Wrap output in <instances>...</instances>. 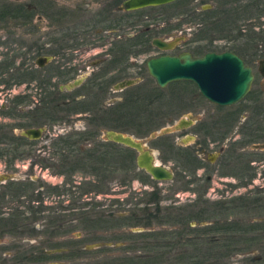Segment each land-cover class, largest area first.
I'll return each instance as SVG.
<instances>
[{
	"label": "rangeland",
	"instance_id": "1",
	"mask_svg": "<svg viewBox=\"0 0 264 264\" xmlns=\"http://www.w3.org/2000/svg\"><path fill=\"white\" fill-rule=\"evenodd\" d=\"M54 1L60 9L58 12H63V8L72 14L68 15L67 13L65 20L61 21L59 25H55L46 18L42 10H38L40 7L35 5L37 0H20L19 3L36 6L32 24L33 30L35 25L40 24L46 28L40 30L41 36L50 40L61 39V41H65L63 39L68 37L67 34H72L77 38V42H64V46H68L64 50L53 53L19 50V41L22 38L19 33L24 35L26 32L24 25L16 27L13 24H8L5 28H0V58L1 55H5L10 59L9 63L15 61L14 70L0 75V81H4V83L0 82V130H2L0 133H8L10 137L12 134L21 136L23 131L29 129L28 126L33 125L34 118L31 109L34 108V104L38 105L40 99L42 100L40 110L42 114L37 116V112H34L40 122V125L34 128L42 129L40 138L23 143L21 148V152L24 153L23 156L18 155L15 160H9L8 157L0 159V192L6 191V187L1 186L2 183L24 181V189H26L27 184L34 183L31 184L34 190H31L32 188L26 189L22 193L23 198L20 201L24 206L20 207L24 210L26 207H38L37 209H40L41 213L38 214L39 217H36L34 226L38 235L26 234L18 242L15 237L10 235L1 236L2 227H0V259L7 258L8 261L10 249L12 250L14 246L18 245L26 247L32 245L38 247L61 246V248L74 246L83 248L85 246L90 254L85 253L80 258L72 257L67 260L64 256L57 255L44 264H103L108 258L114 259L125 255V251H128L127 254H131L129 250L134 244H130L132 239L129 238L136 235L135 233H145L150 231V228L157 229L158 224L156 222H153L152 226L142 227L138 224L140 220L131 217L136 215L137 219H142V214L145 213L141 211L144 208L156 217L157 207L175 211L174 214L177 216L186 215L189 217V214L204 209L205 204L202 203V200L211 206L210 213L213 214V205L224 199L239 196L250 199L264 197V150L261 149L264 145V124L263 126H261L262 124L256 125L258 134L253 139H245L241 135V132L244 131V120L252 117L255 121L261 122V118H254L251 111L247 109L256 101L258 95L264 93V81L258 72L259 58L251 63L256 76L246 99L239 106H234L235 108H220L211 105L202 98L195 85L191 83L186 85L183 82L172 83L164 89H158L144 67L149 56H130L127 63L129 73L127 78L119 79L117 73L114 74V72L111 76L109 75L107 78L110 82L106 89L108 92L102 98L99 106L97 105L101 114L106 115L107 122L103 126H89L88 130L92 132L90 135L95 137L97 144L105 141L107 132L111 131L133 137L144 145L145 150L152 151L154 162L168 168L173 174V178L171 181L161 182L152 180L148 174L137 168L136 158L138 154L135 151H126V147L111 144V142H105V147L117 151L122 156L129 153L135 168L130 173L109 174L107 176L109 178H105L107 185L104 195L96 194V191L92 190L88 182L86 183L85 177L87 178V176H84L83 172H76L69 181L68 177L65 179L58 174L61 163L59 161L60 156H56L55 152L60 149L59 141L62 138H67L71 134L70 131L82 129L85 124L83 120L79 121L78 118H75L76 116L69 117L66 121L61 120L53 123L52 110L43 107L48 97L55 92V86L61 85L66 88L75 80L84 82L92 78V70L95 69L96 71V68L88 66V64L98 61L100 54H96V50H81L84 49V45L80 40H84L86 35L91 36L93 30L87 26L89 22L93 23V21H90L89 17L99 13L102 5L92 0ZM13 2V0H0V5ZM215 6V0H197L196 7L201 10L203 23L197 22L200 26L194 28L195 31L192 33L187 32V35L182 37L168 38L171 43H181L184 45L182 50L195 51L197 52L195 54H201L207 48L225 52L231 49L232 42L229 38L233 37V33L228 28H220L215 25V22H218L214 19ZM139 12L124 19L126 20L125 27L123 26L125 33L137 32L140 27L145 25V23L143 25L139 23L140 21L138 22L142 14V11ZM39 16H42V22L37 21ZM259 20L264 29V16ZM136 22L139 23L138 26ZM128 23L130 25L134 23L136 27H130ZM255 23L256 20L247 22L248 25ZM112 24L113 22H107L105 25L106 37L112 36V27H110ZM256 27L258 26L256 25ZM94 28L100 29L99 25H94ZM63 29L66 31L60 33L59 31ZM9 31L16 33L13 34V38L8 36ZM40 33L23 36L24 46L31 45L32 41L40 36ZM193 33L195 36H191ZM202 37L206 38L202 39ZM197 39V45L191 44L193 40ZM178 51L181 49H177L176 53ZM153 53L155 54L157 51L154 50ZM39 58L48 59V62L41 69L36 66V61ZM131 59L134 61L133 66L129 64ZM20 64H23L25 69L32 68L35 77L31 81L27 78L23 84H15L13 77H16L15 69H19ZM55 66L61 67L57 69ZM83 66L85 67L82 68ZM68 69H73V72L63 78V74ZM49 79L52 80L49 82ZM124 80L134 81L135 86L130 89L124 88L122 91L114 90V86ZM62 92L69 93L67 90ZM17 96H22L21 98L25 101L22 100L17 103L15 100L12 101ZM131 96L136 101L141 96L140 102L134 100L131 109L123 107L122 104H126L125 99ZM22 103L25 104V110L21 114L19 112L15 113L14 116H6V113L9 114L12 110H7L8 108L19 107ZM17 104L19 105L17 106ZM121 106L124 110L121 109ZM237 106L240 110L246 109L247 113L240 114L234 120L233 128L228 132L229 128H221L222 120L220 119L229 115V110L236 109ZM116 108L123 111L121 112L122 115L114 112ZM101 114L99 113V115ZM114 115L119 116L117 123H115ZM181 120L190 121L192 125L182 129H174ZM10 128H13L12 134ZM227 132L228 134L222 142L215 141L221 133ZM169 140L173 146L195 152L202 166L196 170L192 166H180L184 162L178 159L173 150L169 149L171 145ZM244 140L250 142L240 145ZM230 148L240 150L237 151V154L235 152L230 153L228 152ZM76 160L71 159V163L76 162ZM243 165L248 166L250 170L245 172L247 169ZM62 167L64 166L62 165ZM78 184L80 185L78 186ZM48 189H54L51 191V195H48ZM7 190H11V188H7ZM149 192L158 194V201H160L158 205L150 200ZM199 197L202 200L198 199ZM117 199L119 203L115 202ZM146 202L150 203L146 205ZM16 204L19 203L7 202L3 206L0 204V212L2 209L5 211L8 210V207H15ZM98 205L100 208H97ZM109 213H115L114 218H123L124 220H110L105 216ZM260 218H264V209L246 211L245 214L242 213L235 220L242 219L247 223L260 220ZM160 219L158 218L156 221ZM229 219H233V217L230 216ZM50 224L60 228L61 234L56 235L54 233L52 238L43 235L42 230ZM207 224L209 223L196 224L192 221V226L195 227ZM177 229L180 230L181 228L177 227ZM252 237L257 242V246L249 249L245 247L247 250L242 248L244 250H241L239 254L226 260L227 264H264V233L260 232ZM121 247L124 249L120 250ZM56 250L52 249L48 252H50L49 254H57L51 252ZM174 257L173 254L172 259Z\"/></svg>",
	"mask_w": 264,
	"mask_h": 264
},
{
	"label": "trees",
	"instance_id": "2",
	"mask_svg": "<svg viewBox=\"0 0 264 264\" xmlns=\"http://www.w3.org/2000/svg\"><path fill=\"white\" fill-rule=\"evenodd\" d=\"M215 1L216 8L214 9V19L218 21L215 22V25H218L220 28H228L233 33V37L231 39L229 38L230 42H232V48L227 51L235 53L248 65H251L252 61H255L256 58L264 60V29L259 20L264 16V0ZM28 14H30V12L15 3H4L0 5V28H5L8 24H13L16 27L20 26V23L27 19L25 15ZM252 20H256V23L248 25L247 22ZM201 23H203V20L200 24ZM256 25L258 27H256ZM10 33L16 34L15 32ZM203 38L206 37H202V39ZM208 52L224 51L207 48L205 51L201 52V54ZM9 60L7 56L1 55L0 75L14 70L13 66L15 61L9 63ZM15 72L17 75L13 77V79L15 78L14 83L16 84H22L25 78H29L30 80L34 78L33 72L24 71L21 68L15 69ZM0 82L4 83V81ZM186 84H188V82H186L185 85ZM54 88L55 92L53 94L56 92L58 93L57 86ZM21 100L22 99H15V102L17 103ZM134 100L132 96L127 97L124 101L126 104H122V106L131 109ZM140 100L141 96L138 101L140 102ZM51 101L52 100L47 99L43 108L48 110L50 108L49 104L53 102ZM138 101L135 100V102ZM239 105L240 103L238 106ZM122 106L121 109L124 110ZM122 110L116 108L114 112L119 115L123 112ZM244 112L245 109L240 110L239 107L229 110L230 114L222 120L221 128L233 126L231 121L236 120L238 116ZM226 122L228 125H226ZM1 131L2 130H0V132ZM20 141L21 139L19 137H10L8 133L5 132L0 133V159L2 157L5 159L9 155H12L13 158L11 160H15L18 155H21L22 143ZM59 142L60 149H57V151L60 153L61 165L65 167V170L61 171V173H65L69 181L76 172H83L82 174L87 176V178L85 177L86 183L88 182L92 190L96 191V194L104 195L106 193L105 187L107 181L105 178H109L107 177L109 174H116L117 172L121 174L123 172L130 173L135 168L129 153L126 154V156H122L117 151L109 148L107 149L105 145L101 146V148H103L102 150L88 149L82 151L79 147H75L72 156L74 157L73 159L77 160L69 165L67 163L69 156H66V154L71 151L68 143L69 139L68 137L62 138ZM169 143L171 144L169 149L173 150L178 159L184 162L181 163L180 166H192L194 170L202 166L201 161L194 152L185 148L173 146L170 140ZM111 144L115 143L111 142ZM126 151L133 152V150L129 148H127ZM205 181L208 180L205 179ZM31 184L34 183L27 184L26 189L32 188L31 190H34ZM79 185L80 184H78V186ZM23 186L24 181L7 182V184L4 185L6 191L0 192V204L2 206L7 204V202L19 203L16 204L15 207H8L7 212H0V227H2L1 236L10 235L11 237H15L18 242H20L22 237L26 234L33 233L34 235H38L34 226L36 217H39L38 214L41 213L40 209H37L38 207H23L25 210L21 209L20 206L24 205L20 200L23 198L22 193L26 191ZM7 188H11V190H7ZM51 191H54V189H48V192H46L48 195H51ZM149 196L151 201H154L156 205L159 204L160 201H158L159 198L157 193L149 192ZM198 199L202 200L201 197ZM115 202L119 203L118 199ZM149 203L146 202L145 204L147 205ZM202 203L205 204L204 209H200L197 213L189 214V217H186V215L177 216V214H174L175 211L172 212L169 211V209H160L159 207L156 208L157 217L151 212H147L148 209L145 208L141 211L145 213L144 215L142 214V219H137L136 215H132L131 217L140 220V222L137 221L140 226L148 227L152 226L153 222H156L158 224L157 229L150 228V231L145 233H135L136 235L129 238L132 239L130 240L132 241L130 244H134L129 250L131 254H127L128 251H125V255H121L114 259L108 258L103 264H227L226 260L231 256L239 254L241 250H244L242 248L246 247L249 249L257 246V242L252 236L260 232L264 233V218L247 223L242 219L235 220V218L241 216L242 213L245 214L246 211L263 210L264 197L250 199L239 196L227 200L224 199L213 205V214L210 213L211 206H209L207 202H203V200ZM97 208H100V206L98 205ZM114 214L115 213H109V215L105 214V216L115 221L123 219L114 218ZM230 216H232L233 219H229ZM158 218H161V221H156ZM105 221L107 222V220ZM192 221L196 224H209L195 227L192 226ZM177 227L181 229L178 230ZM61 231L60 228L51 226L50 224L47 225L41 233L52 238L54 233L58 235L61 234ZM52 249H58L62 252L48 256V250L50 251ZM122 249L124 248L121 247L120 250ZM85 253L90 254L85 246H83V248H78L76 246L61 248V246L38 247L32 245L26 247L18 245L14 246L12 250L10 249V258L8 261L10 264H40L51 261L52 258L57 255H62L65 260H67L72 257L80 258V256ZM173 254L175 256L174 259H172ZM254 260L258 261L256 259Z\"/></svg>",
	"mask_w": 264,
	"mask_h": 264
},
{
	"label": "flooded vegetation",
	"instance_id": "3",
	"mask_svg": "<svg viewBox=\"0 0 264 264\" xmlns=\"http://www.w3.org/2000/svg\"><path fill=\"white\" fill-rule=\"evenodd\" d=\"M92 1L99 2L100 5L102 6H101V9L99 10V13L93 14L89 17L90 21L91 20L93 21V23L89 22L87 26L88 28L93 30L91 36L89 37V35H86L85 39L84 40L81 39L80 41L84 45V49H81V50H85V51H90V50L95 51L96 50L97 52L96 54H100L98 61L96 60L88 64V66L95 67L96 71L95 69L92 70L93 72V74L91 75L92 78L88 79L87 81H84V82H82V80L73 81L69 85L71 87L70 89L64 88V86H61V85L57 86L58 93L56 92L52 96L48 97L49 100L53 101V102L51 101L52 103L49 104V107H50L49 109L52 110L51 113L53 117L52 118L53 123L60 122L61 120L66 121L69 119V117L76 116L75 118H78L79 121L83 120L85 124L82 129L76 130L74 132L70 131L71 134L67 136L69 139L68 143L70 145V150H71L69 151L68 154H66L67 157L69 156L67 159V163L69 165H71V159L74 158L72 155L74 154L75 147H79L80 150L82 151L88 150V149L102 150L103 148H101V146L102 145L104 146L105 142H107L105 140L97 144V142L95 141V137L93 135H90L92 134V132L88 130L89 126H93V125L97 127L103 126L104 123L107 122L106 115L101 114V111H99L100 109L97 108V105L99 106V103L102 101V98L108 92V90L106 89H107V85L109 84L110 80L107 77L109 75L111 76L112 73L114 72V74L117 73V75L119 76V79L127 78L126 76L129 74L127 63L130 59L129 58L130 56L138 57L140 55H145V56H149L148 57L149 59H152V58H157L161 56H178L181 53L187 52L185 50H182V47H184V45H181V43L179 44L171 43V40H169L168 38L182 37V36L187 35L186 34L187 32L192 33V31H195L194 28H198L200 26L197 22H201V10L196 7L197 0H175L171 3L164 4L161 6L146 7V8L135 10V11H124L122 9L121 5L126 0H92ZM19 2L20 1H14L13 3L19 5L21 8H24L26 11L30 12V14L25 15L27 19L20 23V26L24 25V27L26 28V32L24 33V35L23 33L21 34L19 33V36L22 38L23 36H29L31 34H38L41 32L40 30L46 29L44 28V26H42V24H40L37 26L35 25V29L33 30L34 26L32 22L34 21L33 19L35 17L34 8L36 6H39L40 8L38 10H42L43 15L49 20H51L55 25H59L61 21L63 22L68 13L63 8H62L63 12L61 11L58 12V10L60 9L55 4L54 0H37V2L35 3V5L36 4L37 5L35 7L25 5V4H20ZM139 11H142V14L139 17L138 22L140 21L139 23H142L143 25L145 23V25L140 27V29L137 32L125 33V31H123V28L125 27L124 25H125L126 20L124 19H126L127 16L131 14L140 13ZM68 15H72V14L68 13ZM42 20H43L42 16H39L37 19L38 22H42ZM107 22L108 23L113 22L112 26H110L112 27L111 37H106L107 32L105 30V27H106L105 25ZM138 22H136L137 26L139 25ZM128 24L130 27H133V26L136 27L134 23H131V25L130 23ZM94 25H99L100 29L99 30H96V28L93 29ZM65 31L66 30L63 29L59 32L62 33ZM8 34H9L8 36H11L13 38L14 35L11 34L10 31L8 32ZM69 35L70 34H67L66 36L68 37L63 39L65 41H61V39L59 40L46 39L44 36H41V33H40V36H38V38L35 41H32L31 45H27V46H24L23 39L21 38L19 41V46H20L19 50H26V51L28 50L29 52L33 50L38 53H50V52L53 53L55 51L57 52L58 50L62 51L65 49V47L66 48L68 47L67 45L64 46L65 44L64 42L72 41L73 43V42L78 41L77 38L74 37L72 34L70 36ZM191 36H195L194 33L191 34ZM154 41H158L159 43H162V45L164 44L167 47V49H159L157 46L154 45ZM191 44L197 45L198 40H193ZM177 49H181V51H178L176 53ZM154 50H156L157 53L154 54L153 53ZM189 53L192 54L193 57H200L203 55V54L201 55L195 54L197 53L195 51L189 52ZM214 53H219V52H214ZM149 59H147V61ZM261 61H264V60L262 59L258 61V72L264 81V63L260 64ZM67 62H69L68 59H67ZM146 62H145V66H146ZM133 63L134 61L131 59L129 64L133 66ZM44 65L42 67H38L37 65L36 66L41 69L44 67ZM246 65L252 68V72H253V76L255 80L256 75L254 73V69L252 65H248V64ZM23 66L24 65L20 64L19 68H21L24 71L32 72L33 70L32 68L25 69L23 68ZM61 66H55V67L59 69V67ZM85 66H83L82 68H84ZM72 70L73 69L71 70L68 69L65 72V74H63L62 77L64 78L65 76L73 72ZM33 76L35 77V73H33ZM67 79L65 80L69 81ZM51 80L52 79H49V82ZM25 81H26V78H25ZM124 81H130V80H124ZM124 81H121V82H124ZM151 81L154 82L152 78H151ZM134 86L135 84L133 83V85L126 87V89L127 88L130 89ZM155 86L157 87L156 84ZM66 90L69 91V93L62 92ZM21 97L20 96L14 97L12 101L15 99L24 100ZM256 98H257L256 101L253 104H251L249 108L247 109L251 111V114L253 115L254 118H257V119L261 118L260 120L261 122H259L258 120L255 121L252 117H249L248 120L247 119L244 120L245 122L244 131L241 132V135L244 136L245 139H253V137L255 138L258 134L256 125L262 124L261 126H263L264 124V93L258 95ZM37 104L38 105L34 104V108L31 109V114H32V117L34 118L33 125L28 126L29 129H26L25 131L35 130L34 127L40 125L39 119L38 117H36V115H34V112H37V116H40L42 114V112L40 111L42 108L41 106L42 100L40 99V101H38ZM18 105L19 104H17V106ZM24 106L25 104L23 105L22 103V105L20 104L19 107L8 108L7 110H11V109L12 110H11V113L9 114L6 113V116L8 117H10V115L14 116L15 113H19V112H20L19 114H21V112L25 110ZM221 108H224V107H221ZM99 113L101 115H99ZM246 113H247V110L245 109V112L241 115H244ZM114 118H115V123H117V118H119V116L114 115ZM223 119L225 118L223 117L220 120H223ZM231 122L233 123L234 120H232ZM232 128L233 126L229 127L228 132H230ZM12 129L13 128L9 129L11 131V134H12ZM228 132L221 133L220 135L221 137L219 136L218 138H216L215 141L219 140L222 142L226 138ZM11 136L19 137L21 139L20 142L22 143V145L23 143H26L27 141L29 142V140H32L22 135L15 136L12 134ZM249 142L250 141L244 140V142L242 141L240 145H245ZM238 150L236 149L232 150L230 148L228 152L230 153L235 152L237 154ZM21 155L23 156L24 153L21 152ZM55 155L59 157L60 156L59 151H56ZM12 158H13L12 155L8 156L9 160ZM243 166L244 168L247 169L245 172H248L250 170L248 166L246 165H243ZM58 169H59L58 174H60L62 177L66 179L67 175H65V173H61V171L65 170V167H62V165L60 164ZM6 184L7 182L2 183L1 186L4 187V185ZM233 198H236V197H233ZM5 211L4 209L1 210V212H5ZM49 255H52V254H49L48 252V256ZM9 258H10V255H9ZM6 259L7 258H4V259L1 258L0 264H10V262L7 261ZM40 264H44V263H40Z\"/></svg>",
	"mask_w": 264,
	"mask_h": 264
},
{
	"label": "water",
	"instance_id": "4",
	"mask_svg": "<svg viewBox=\"0 0 264 264\" xmlns=\"http://www.w3.org/2000/svg\"><path fill=\"white\" fill-rule=\"evenodd\" d=\"M20 1V0H14ZM175 0H126L122 3L124 11H135L146 7L161 6ZM154 45L159 49L167 47L158 41ZM48 62L47 58L36 61L38 67ZM261 61L260 64H263ZM148 75L154 80L158 88L164 89L171 83L189 82L196 86L199 95L208 103L218 107L230 108L241 103L254 80L252 68L247 66L242 58L226 51L222 53L208 52L200 57H193L189 52L178 56H161L146 62ZM134 81H124L114 88L121 91L133 85ZM70 89V86L66 87ZM192 125L190 121L181 120L174 129H182ZM22 136L37 140L42 135V129L27 130ZM106 141L113 142L135 151L136 166L143 170L154 181H171L173 174L168 168L154 162L152 151L145 150L144 145L131 136L121 133L107 132ZM264 150V145L262 148ZM60 253L61 250L51 251ZM50 253V252H49Z\"/></svg>",
	"mask_w": 264,
	"mask_h": 264
}]
</instances>
